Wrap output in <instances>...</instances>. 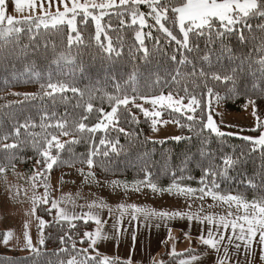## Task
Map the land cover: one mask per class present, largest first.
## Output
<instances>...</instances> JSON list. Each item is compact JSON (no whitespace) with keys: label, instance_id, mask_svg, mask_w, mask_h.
Wrapping results in <instances>:
<instances>
[{"label":"trees","instance_id":"16d2710c","mask_svg":"<svg viewBox=\"0 0 264 264\" xmlns=\"http://www.w3.org/2000/svg\"><path fill=\"white\" fill-rule=\"evenodd\" d=\"M139 10L149 11L146 5L139 6ZM120 19L126 23L120 24ZM103 22L105 26L111 24V28H105L115 48L111 53L105 50L108 43L105 36L101 41L105 47L93 38L95 25L91 20L87 26L78 22L84 37L82 43L68 44L66 24L47 29L43 25L38 29L30 24L22 25L24 31L21 33L0 39V167L5 171L22 168L33 172L38 165L44 170L48 182L50 175L56 172L72 168L91 169L101 180H124L132 186L145 179L146 169L157 189H167L173 182L180 187L199 189L205 185L212 187L211 176L201 183L206 168L220 171L224 168V156L235 157L244 152L247 156L243 163L229 168L226 175L215 177L219 187L213 190L220 194H240L249 201L264 195V149L257 147L255 151H249L252 144L243 137L219 136L208 129L201 131L215 103H221L228 112H236L244 110L247 102L254 100L259 118L264 121V65L261 64L264 60V17H249L247 23L251 28L237 25L236 31L226 36L223 43L200 37L197 40L199 50L191 53L183 49L178 51L175 42H171L155 26V21L148 18L150 27L145 30L146 33L151 31V37L146 36L144 42L147 55L140 50L135 39L140 27L131 24L130 16L107 15ZM167 26L179 37L178 28L170 21ZM241 31L245 37L243 42L240 40ZM32 35L36 36L35 41L29 39ZM45 43L47 47H44ZM60 53L66 58L59 59ZM173 55L175 61L170 59ZM205 55L208 60L203 59ZM183 56L191 62L179 63ZM200 69L207 75L201 77ZM177 70L179 75H176ZM133 72L135 79L129 80ZM212 73L219 74L221 79H212ZM49 76L52 82H64L80 91L66 90L56 92L52 97L46 96L40 85L47 83ZM173 76H176L175 80ZM224 76L232 79L224 80ZM205 84L212 89V96H209ZM134 89L137 99L129 103L127 109L123 106L118 109L115 125L95 132H79L73 126L82 122L91 128L101 119L99 109L105 113L111 110L109 96L131 97ZM169 93L185 98L195 96L200 106L192 115L167 110L163 119L176 121L182 137L179 140H155L150 137L152 118L145 116L135 105L142 100L139 95ZM89 102L93 105L91 112L87 110ZM188 116L193 119L189 120ZM57 121H67L69 135H62L59 129L49 127ZM16 128H19L18 135ZM121 128L123 132L119 131ZM48 134H56L65 146L59 151L52 168L45 170L46 164L37 150V142L42 143ZM5 136L8 138L4 139ZM101 139L105 140L104 145L100 144ZM5 144H16L17 147L5 148ZM112 144H116V151L112 150ZM105 151L107 156L103 154ZM91 153H94L91 155L93 164L89 166L87 160ZM52 154L56 155L54 148ZM38 160L41 163H37ZM249 181H252L251 185ZM143 186L147 185L138 187ZM193 195L198 197L201 193L197 191ZM51 211L46 204L38 205V212L46 217L47 222L44 243L37 251L7 252L3 247L5 231L0 228V264H61L62 261L66 264L73 257L79 262L85 255L95 257L89 264L103 261L102 254L95 253L91 241L84 235L93 233L94 222L56 220ZM61 237H64L63 243ZM82 249H88V252L82 253ZM203 249L201 245L200 249L174 255V258ZM109 261L111 264H129L117 258Z\"/></svg>","mask_w":264,"mask_h":264},{"label":"rangeland","instance_id":"374dc122","mask_svg":"<svg viewBox=\"0 0 264 264\" xmlns=\"http://www.w3.org/2000/svg\"><path fill=\"white\" fill-rule=\"evenodd\" d=\"M57 5L58 0H52L51 7L45 0L44 10L55 13ZM60 10L63 11L62 5ZM6 14L13 16L16 20H23L27 16H41L43 11L40 8V0H36L34 9L22 3L20 10H17L15 0H6ZM102 23L104 24L103 21ZM145 28L142 31L146 33ZM140 30L139 28L138 31ZM103 36H101V41ZM145 39L146 37L144 42ZM173 96L174 99L183 97L174 94ZM190 98L184 97L183 105H178V107H182L180 112H189L191 115L194 113L188 111L186 107ZM249 101L244 110L236 112H228L221 103H215L208 116H212L213 122L224 134L238 137H258L264 128L256 127L259 115L257 111L256 115H253V109L256 110V107ZM138 105L148 111L149 115L147 116L151 117L152 121L156 120L150 136L152 139L169 140L182 137V131L176 121L163 119L164 113L169 108L153 106L144 99ZM155 111H159L161 115L153 117L151 113ZM142 112L145 115V112ZM116 121L110 125H115ZM104 122L107 123V120ZM35 170L29 172L27 169L16 168L4 171L0 175V228L5 231V234L12 233L7 243L3 240V247L7 252L27 253L32 250L27 246L25 232L28 233L33 248L40 247V240H44V229L47 222L46 217L38 212V205L43 203L52 210L53 219L74 222L81 219L79 217H84L81 220L94 222L93 234L99 229L101 237L97 238L96 243L91 246L95 253H101L108 259L117 258L130 262V264H181V261H188V264H221V261L223 264H264V259H261L264 254V244L260 242L259 233L253 238L248 248L241 240L233 239L229 244L228 236L232 235L231 227L225 230L215 223L210 225L206 220L200 222L196 218L197 215L201 219L212 215L216 219L225 216L231 220L236 214L234 204L229 208L228 204L214 201L211 196H204L203 199H200V196L197 197L193 194L179 195L176 190L171 193L160 191V189L153 191L149 186L139 187V190H136V186H132L124 180H101L91 169L72 168L56 172L50 175L49 182L46 180L47 177L43 169L36 165ZM33 177H35V181ZM113 181L120 183L113 184ZM45 184L48 186L47 203L43 202ZM52 201L57 202V208H52ZM93 202H103L106 206L90 209L89 205ZM122 204H135L142 208L154 209L157 212L191 213L193 219L190 221L188 215L164 219L159 217L145 219L142 214H137V219H132L131 210L121 215L119 205ZM59 209H64L69 219H61L58 215ZM90 211L97 215L101 221L100 224L84 216ZM229 211L234 215L227 216ZM240 214H243L242 210ZM73 216L77 218L71 219ZM41 221L44 223L41 224ZM209 230L212 231L215 239H219L218 233H223L225 236V239L218 245V251L205 245L201 240V236L208 238ZM236 244H239L240 247L236 248ZM201 245L204 246L201 251L174 258V255L192 249H200ZM193 256L198 259L192 260Z\"/></svg>","mask_w":264,"mask_h":264},{"label":"snow or ice","instance_id":"6c2138e0","mask_svg":"<svg viewBox=\"0 0 264 264\" xmlns=\"http://www.w3.org/2000/svg\"><path fill=\"white\" fill-rule=\"evenodd\" d=\"M49 7H51L52 0H47ZM24 3L30 8L36 7V0H15L17 10H20L21 4ZM45 0H40V8L43 11V15L33 17L27 16L23 20H16L13 16L6 14V0H0V39H8L13 36V34H19L24 31L22 25H31L35 28H40L41 25L45 29H47L50 25L52 27H56L57 25H67L69 29V34L67 36L68 44L71 45L73 42L82 43L84 37L81 31L78 28V18L79 23L87 26L89 20L94 22L95 25V35L94 39L97 43L100 44L101 47H105V45L101 42V36L104 35L107 39L108 43L105 50L109 53L115 51L113 47L112 41L110 37H107L105 28H111V24L105 26L102 21L105 16L115 14L118 18L124 16L131 17L132 25H139L140 31L135 33V39L139 42L140 50H142L145 55L148 53V48L144 45V38L151 37V31L145 33L142 31L145 27H150L148 25V18H151L155 21V26H158V29L165 34V36L171 41L175 42L177 45V50L183 49L184 52L191 53L193 51H198L200 45L197 43V40L200 37H206L208 41L219 40L223 43L226 36L230 33L236 31V26L243 24L244 26L251 28V25L247 23L249 17H254L259 15L260 17H264V0H58V5L55 13H51L49 11L44 10ZM63 6V11L60 10V6ZM146 5L149 11L147 13L139 10V6ZM171 13V17L169 16ZM170 21L171 24L178 28L179 37L173 32L171 28L167 26V22ZM126 21L124 19H120V24H124ZM28 31L31 32V27L28 28ZM73 33L75 35H73ZM30 40L35 41L36 36L32 35L29 37ZM245 39L243 32L240 33V40L243 42ZM158 43V41H157ZM44 47H47V43H45ZM64 53H60L59 59H65ZM171 60L175 61L176 56L173 55L170 57ZM203 59L208 60L209 57L205 55ZM186 62H191L188 60L187 56H183L179 63L184 64ZM261 64L264 65V60L261 61ZM195 69V65H193ZM235 71V69L233 70ZM195 75V71L192 73ZM176 75H179V70H177ZM199 75L201 77L206 76L207 74L203 69H200ZM212 79L220 80L221 76L217 73L211 74ZM135 79V73L129 75V80ZM173 80L176 79V76L172 77ZM224 80L232 79L231 76H224ZM43 94L46 96H54L56 92H64L66 90H71L76 93L80 90L76 87H70L68 84L64 82H52L51 77L49 76L47 83H41L40 85ZM207 88V84H205ZM50 89L51 91H47ZM187 94V89H184ZM209 96L213 95V91L211 88H207ZM134 95L129 97L128 95H116L109 96V102L112 105L111 112L105 113L101 108L99 112L101 113V119L95 123L91 128H89L86 124L80 122L78 124H74L73 126L79 132H83L87 130L88 132H95L97 130H106L108 126L114 123L118 117V109L123 106L127 109L129 103H134L137 99V95L135 94V89L133 90ZM218 97V94H215ZM140 99H144L146 102H150L153 106L159 105L161 108L167 107L172 109L175 112L182 111V107H178V105H183L184 97L180 99H174L172 93L168 95L160 94L155 96H145L139 95ZM250 103L255 104L254 100H250ZM136 107H140L142 111L145 112V115H149L148 111L142 109V106L135 105ZM200 106L199 100L195 96H191L189 99V103L186 106L188 111L195 112L196 108ZM93 109L92 103L87 104V110L91 112ZM153 117H159L161 113L159 111H155L151 113ZM253 115H256L255 108L253 109ZM135 120V117H132ZM82 119H87V117H82ZM189 120H192V116H188ZM107 120V123L104 121ZM156 120L153 119V125H155ZM67 121H57L55 125H49V127H55L60 130L62 135H69L70 132L66 128ZM27 127V125H25ZM257 128H264V122L257 117ZM191 130V126H189ZM204 129L210 130L212 133L216 135L223 136L225 135L223 132H220L219 128L213 122L212 116L209 115L207 118V123L203 124L201 131ZM255 130V129H253ZM16 134H19V128H16ZM119 131L123 132L124 129L121 128ZM50 137V138H49ZM7 139L8 137H3ZM177 140L181 139L180 137H176ZM243 139L250 141L252 144V148L249 151H255L257 147L264 149V131L260 133L258 137H243ZM73 143L76 141L73 140ZM39 144L38 152L44 158L43 162L46 164L45 170H50L53 164L56 162L59 151L64 148V143H61L56 134H48L44 137L43 142H37ZM118 143V141H117ZM100 144L104 145L105 140L101 139ZM5 148H15L16 144L12 145H4ZM56 150V155L52 154V149ZM112 150L116 151V144H112ZM91 153L87 163L89 166H92L93 161L91 159ZM105 156L108 155V152L105 151L103 153ZM247 156V153L241 152L239 156H224L222 158L224 168L220 171L214 170L213 168H206L204 170V175L201 178V183H204V179L206 177L211 176V185L212 187H208L205 185L199 189H192L190 187H180L175 182L170 185L167 189H160V191H168L171 193L173 189L176 190L179 195H192L195 192L201 193L200 199H203L204 196H211L214 201H220L229 205V208L234 204L236 206V214L229 211L227 216L231 217L234 215V218L229 220L225 216H221L216 219L212 215H207L202 219L197 215L196 218L203 222L206 220L210 225L216 224L218 227L222 226L225 230L229 227L232 229V235L228 236V242L231 244L233 239L241 240L245 242L246 248L250 247L253 238L259 233V239L261 244H264V195L259 198H254L253 200H247L243 195L237 194H220L219 192L214 191V188H218L219 184L216 183L215 177L217 175H226L227 170L239 163H243V158ZM37 163H41V161H37ZM264 166V165H262ZM5 169L0 167V172H4ZM146 176L142 181L135 182L136 190H139V185L144 184L149 186L153 191H157V185L152 183L150 177L151 173L145 169ZM173 175H175L173 173ZM35 181V177H33ZM119 181H113V184H119ZM249 184H252V181H249ZM35 187V184H34ZM47 184H45V198L44 203H47ZM125 187H127L125 185ZM106 205L103 202L89 205V208H103ZM57 202L52 201V208H57ZM121 209V215L128 210H131L132 219H137V214H142L145 219H149L151 217H159L161 219L164 218H173L176 216L183 217L188 215V219L191 221L193 219V214H185L181 212H166L160 211L157 212L154 209H146L139 207L135 204L131 205H119ZM241 210L243 214L241 213ZM58 215L61 219L67 220L69 219L68 214L64 209L58 210ZM88 219H92L95 223L100 224L101 221L98 219L96 214H93L91 211L89 213H85ZM77 217L73 216L71 219H76ZM83 219L84 217H79ZM87 222V221H85ZM44 222L41 221V224ZM74 227V225H73ZM237 230H239L237 232ZM12 233H6L4 235V242L7 243ZM86 237L89 238L91 244L94 245L96 243V239L101 237V233L99 229H97L96 233H84ZM219 239H215L213 237V233L211 230L208 232V238H204L201 236V240L205 245L211 246L213 249H218V245L225 239L223 233H218ZM25 239L27 246L32 249V251H37L32 246V242L28 233L25 232ZM135 239V236H133ZM61 242H64V237H61ZM40 243L43 244V239L40 240ZM91 246V245H90ZM75 245L73 244V248ZM236 248H239L240 245L236 244ZM82 253H87L88 249L80 250ZM227 252V249H225ZM174 253V250H173ZM95 257H89L87 255L84 256L83 260L79 262L75 257L68 260L66 264H89L90 261L94 260ZM192 260L198 259V257L193 256ZM261 259H264V254H262ZM61 264H65V262H61ZM100 264H111V261L107 257H104L103 261ZM130 264V262H129ZM181 264H188V261H181ZM221 264L223 262L221 261Z\"/></svg>","mask_w":264,"mask_h":264}]
</instances>
